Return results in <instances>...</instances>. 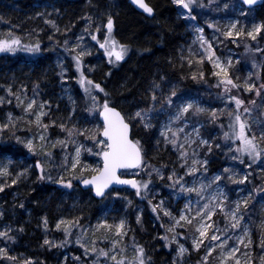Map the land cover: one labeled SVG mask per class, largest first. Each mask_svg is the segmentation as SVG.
Returning <instances> with one entry per match:
<instances>
[{
    "label": "snow or ice",
    "instance_id": "obj_1",
    "mask_svg": "<svg viewBox=\"0 0 264 264\" xmlns=\"http://www.w3.org/2000/svg\"><path fill=\"white\" fill-rule=\"evenodd\" d=\"M173 4L178 5L184 10H187V19L195 20V16L192 15L193 7L197 5V0H172ZM257 0H241L242 4L254 5ZM132 3L138 6L144 13L152 16L154 14V8L146 2V0H132ZM211 3V0H209ZM227 7V5H226ZM38 15H42L39 14ZM246 15V14H245ZM3 18L0 17V20ZM82 19L87 21L84 33L91 37L92 41H95L99 45V49L103 50L104 56L107 57L110 65H117L121 61L125 60L130 48L127 44L121 43L115 38L114 35V18L111 14L107 15L106 23L100 22L95 25L94 31H90L93 27V20L91 16H85ZM45 23L50 24L57 32L60 31L58 26L52 20H46ZM238 21L231 23V25L222 34L226 38H250L251 41H256L258 36L264 38V22L253 24L250 30H245L244 27L237 30ZM209 27H215L214 25H208ZM67 31V30H66ZM198 35L193 43H199L202 51L193 52L189 48V55H198V65H203L205 58L207 62L212 65V75L219 78L216 87H222L221 95H227L229 102H234V109H212L209 110L205 107H201L196 101L191 100L184 102L182 97H177V91L175 86L170 92L165 95L161 88V83L155 79L151 82V86L148 89V101L149 106L147 108L139 109L132 114H122L114 106L115 101L112 99L111 94L105 91V88L100 83L95 82L89 78L86 74L83 66V57L91 55V52L84 48L80 41L83 36L77 37V43L72 48L68 47L69 41H64V48L70 53H74L73 60L75 61V68L78 75V83L84 91L87 102L89 103V112H98L103 118L102 127L97 126L95 132H91L89 129H79L75 126L69 128L66 123L59 125L62 132L66 133V139L57 140L51 145L56 147L59 145L62 150H65L63 158V164L60 166L65 173H71L66 179L61 174L54 180L51 175V169L47 168L45 163H42L40 159L36 160L34 165H30L28 168H24L14 175L10 172L9 165H0V179L11 178V184L0 183V192L4 191L5 187H11L17 185L22 180L29 177L31 168H35L38 171V181L53 182L63 188H73V180L84 186H92L94 188V194L96 197L104 198L106 196V190L110 189L113 184L130 185L136 191L138 197L146 198L150 185H152V177L155 174L156 177L163 180L164 169L167 165H160L156 167L149 165L144 160V148L139 139H134L133 128L137 125L143 127L145 130L153 127L152 118L157 112V105L160 106V110L164 109V106L175 107V114L169 117L168 123L161 126L160 137L164 144L167 146L171 144L172 147L178 152V160L180 161V168L185 169L184 176L177 175V169L174 167L171 173L167 176V180L170 182L168 187L176 189L179 188L180 193H196L198 199L196 200V208L191 207V203L185 204V207L180 210L179 216L173 215V213L164 208V201L160 200L157 204H152L149 200V205L152 206V212L157 214V219L160 220V228L164 229V235H159L157 238L165 242V246H170L172 243L177 245L175 251L176 256L173 257V264H183V258L185 254L189 253V248L185 247L184 243H180V238L185 241L191 239V248L194 251H201L203 248L204 255L197 261V264H212L213 254L216 253V259L218 264H228V261H234V264H241V259L237 257V253L240 252V246L243 245L244 251L241 255L245 259V264H253L254 257L251 253V236L247 224L242 223L245 220V213L249 207V199L252 197V193H249L248 198L237 200L232 202L231 205L226 204L227 197L224 195L223 190L219 187V183L222 182V175H216L209 179L207 183L203 180L196 183L193 181V186H186L185 176H195L198 172L203 175L207 172L208 159H199V149L207 147V153L205 156L212 153L213 146L209 140L204 139L200 134L199 127L193 125L192 132H186V128L189 126L188 121L193 117H198L202 114H206L208 120L211 123L218 124L221 129L225 128L223 123H220V117L227 116L228 124L227 131L223 132L224 141H231L233 143L238 142V146L234 149L228 147V155L232 160H239L241 164L244 163V157L246 156L252 163L260 160L264 157V129L260 131L259 136L252 131V122L249 119L252 113V108L245 105L244 100L237 96L231 95L232 89L239 91L243 87V91L255 92L257 96L264 95V83H261L259 87L252 80L253 73L245 78L243 86L238 84L230 75L229 69L232 67L231 59H227L222 62L219 57L216 56L213 49L212 42L204 36V29L198 27L195 29ZM219 31V29H217ZM102 36L101 40L99 37ZM51 39V37H49ZM215 39V37H214ZM232 43H238L236 39H232ZM22 51L33 56L42 52L41 42L37 40L35 43H23L21 38L17 36L12 28L6 33L0 34V52L16 53ZM245 51H253L255 53L264 54V49L256 47L251 48L250 44H245ZM181 67L187 57L181 54ZM171 62V61H170ZM189 66L193 61L187 59ZM264 68V61L257 64L255 59L252 61V68ZM88 73L94 71V68H88ZM66 69L61 65V78L64 77ZM107 75H110L107 74ZM256 79H260L259 73H256ZM191 78L197 80V73H192ZM204 78V72L201 69L199 71V79ZM161 81L165 80L164 76L160 77ZM39 85H34L33 91L35 93ZM9 96H12L17 101V107H22L26 116H34V120H28L27 123L34 124L38 131L32 138L27 140H21L20 137H16L17 143H21L27 148L28 152L42 157L46 162H50L52 158V152L48 150V138L45 135L47 129L55 124L52 121L51 124H45L43 118L49 116L50 105L47 102H41L37 105L35 98L29 100L26 95L25 89L22 87L20 91L23 96L18 95L12 91L11 86L6 89ZM103 94L101 97L100 94ZM159 93V94H158ZM173 97L177 100L174 101ZM71 100V97H69ZM25 101H28L25 105ZM179 101V102H177ZM5 103V97H0V104ZM7 103H11V100H7ZM75 102L73 101V104ZM255 100L249 101L250 105L255 106ZM49 109V111H45ZM242 109V111H241ZM74 110V109H73ZM190 114V115H189ZM71 119V116L69 117ZM183 124V127L179 126ZM173 125H177L173 127ZM202 126V125H201ZM15 127L14 118L12 113H8V122L0 124V133H3L9 128ZM83 136L84 139L93 142L94 147L98 148V151L93 153L92 148H86L84 144L77 142V138ZM103 139H100V137ZM38 141V142H37ZM160 140L157 141L159 145ZM74 146V154H69L66 149L68 145ZM215 147L219 149L220 144H216ZM82 151H86L89 154L102 157L103 166L92 167L89 164L82 163L81 155ZM251 167V164L248 165ZM137 169L135 176H140V179L122 178L125 173L121 170ZM224 173L229 174L228 180L236 184H244L248 181L251 173L246 174L242 179H234L235 173L232 170L225 168ZM147 176V179L143 178V175ZM260 191V189H257ZM129 204L132 202L129 200ZM19 207L23 208L24 204H20ZM223 213L225 217L224 227L218 226L217 222L213 220V216L217 212ZM163 217L168 219V225L165 226L161 219L160 213ZM0 217H3V212L0 211ZM80 218L76 217L71 220L61 218L55 225L56 230L63 231L66 239L59 243L50 241L45 238L43 246L52 247H64L69 241L67 237L72 235V229L82 227L79 223ZM137 224L141 223V216L136 217ZM42 224L45 232L48 231L47 217L42 219ZM264 227V223L261 225ZM114 229V231H113ZM183 229L184 231H178ZM95 230H103L104 235L98 239L108 241L111 245L110 248H97L95 246L96 241H93V247L88 248L81 243V237L76 240L77 244L85 249V255L88 256L91 253H96V260L99 261L101 257L104 258L106 264H151V258L146 256V252L143 246L136 243L133 237L132 245L135 255L129 259L125 255L127 251V245H122L124 237L132 229L127 224L125 219H121L117 224H109L107 220L98 222ZM231 230V231H230ZM237 230L242 231L243 235L235 236ZM12 228L9 225H5L0 230V242H4V246L0 247V264H37V262L31 257H24L23 254L12 255V249L8 246V241H15V237L11 235ZM19 232H23V228L17 229ZM86 232L87 229H82ZM185 232L188 235H185ZM171 234V238L169 237ZM247 239V243H245ZM207 241V243H206ZM233 241V243H229ZM259 248L264 253V234L260 239ZM118 256L120 257L118 259ZM79 259V258H76ZM260 264H264V255L260 256Z\"/></svg>",
    "mask_w": 264,
    "mask_h": 264
},
{
    "label": "rangeland",
    "instance_id": "obj_2",
    "mask_svg": "<svg viewBox=\"0 0 264 264\" xmlns=\"http://www.w3.org/2000/svg\"><path fill=\"white\" fill-rule=\"evenodd\" d=\"M172 1V0H171ZM173 3V2H172ZM227 5V7H226ZM177 9V16L179 19H181L185 25H186V32L187 34L184 35V41L181 44V49L178 51V57L181 62V54L183 56L187 57V59H191L193 61L192 65L189 66L187 63V59L184 61L186 66H184V74L180 76L178 80H168L165 78L164 81H160L161 83V88L163 89V93L167 95L170 90L175 86V89L177 91V97H182L184 102L194 100L196 101L201 107H205L209 110L212 109H225L227 107V110H232L234 109L235 105L234 102H229L228 96L227 95H221L222 93V87L218 88L216 87L217 81L219 78L215 77L212 75V72L214 71L212 68V65L207 62V59L205 58V62L203 65H198L197 61L199 60L198 55H189V48L193 52L202 51L200 49L199 43H193V41L196 39V36L198 33H196L195 29L198 27H202L204 29V36L206 39H208L210 42H212L213 49L215 50V54L217 57L220 58L222 62L226 61L227 59H231L232 61V67L229 69L230 75L232 78L235 80L236 77H239V80L236 82L243 86L245 78L249 75V73H253L252 80L256 83V86L259 87L261 83H264V68H252V61L255 59L257 64H260L261 61H264V54L261 53H255L253 51L246 52L245 51V44H250L251 48L254 49L258 46L253 45L254 43L257 44V41H251L250 38L247 39H242V38H226L222 33L227 30V28L231 25V23L237 22L235 20V17L239 15L241 12L242 16L237 24V30L239 28L244 27L245 30H250L253 24H258L261 23V21L254 15L252 8H245L242 5H239L237 0H211V3H209V0H197V5L193 7V12L192 15L195 16V20H190L187 19V10L182 9L178 5H175ZM250 9V10H249ZM54 12V5L51 4L49 1L44 0L42 2H37L33 5L32 9L28 11L30 13L27 17V20H31L36 24V26H32V28L35 30V32L39 35L38 38L34 37L33 39H28L23 32V38L21 39L23 43H35L37 40L41 42L42 38L40 34L43 31V28L48 29L47 33V40H49V37H51V42L49 45L43 46V43L41 42V49L42 52L40 54H37L35 56L18 51L16 53H6V52H0V54H8V55H17V54H22L26 58H35L36 56H41L44 55L46 52L54 55L50 56L52 59L51 63L53 64L52 68L54 69L53 71L55 73V78L57 77V86L58 87V92L55 95L57 96L55 99L56 100L53 105L51 106V103L49 101L50 98L47 96L44 97L38 88L36 89L35 93L33 91L34 86L31 84L27 83V81H18L17 77L12 73V72H5V77H0V97H5V103L0 104V110H1V116H0V121L4 123L8 122V113H12V116L14 118L15 122V127L9 128L5 130L3 133H0V146H4L5 143L8 145L10 144L13 148H19V150L24 151L25 154H27L28 157L33 159V162H24L21 160L14 161L10 157H5L1 158L0 160V165H9L10 166V172L13 173V175L16 172L21 171L24 168H28L30 165H34L36 160L40 159L42 163H45L46 167L51 169V175L53 176L54 180L57 179L61 174L65 176L67 179L68 176L71 175V173H65L63 169L60 167L63 164V158L65 155V150H62V148L57 145L56 147H51L53 143H55L57 140H64L66 139V133L62 132L59 125L61 123H66L69 128L75 126L76 128L79 129H89L91 132L96 131L97 126H101L100 122L98 121L97 112H89V103L86 100V103L88 105V108L81 110L85 104L79 102L77 98L74 95V86H78V88L82 91L83 89L78 83V73L75 68V61L73 60V55L74 53L70 54L71 57V63L73 64L74 71L76 75L73 77H68V72L67 69L65 68V63L63 61L62 56H60L59 52L55 55L54 53V43L55 41H52L53 36L55 34L54 28L50 25L45 23L46 20H51L50 16ZM42 14V15H38ZM33 16H32V15ZM246 14V15H245ZM235 15V16H234ZM93 20V27L90 29V31H94L95 25L97 23L101 22L100 16L98 18L96 16L93 17L91 16ZM84 20V26L86 27L87 21ZM214 25L215 27H209L208 25ZM9 28H12L14 33L19 36L18 31L20 30L18 27L13 26L12 24L8 23L7 26L0 28V34L6 33ZM46 29V30H47ZM84 29H79V30H72L70 35L67 38H64L62 41V44L59 45V47L62 49L64 48V41L67 39L69 41L68 47L72 48L73 45L77 43V37L83 36L82 41H80L81 45L89 50L91 52V55H86L84 58L87 60L90 59V61H87L86 64H84V69L87 75H89V78L91 76V73H88V68H94L95 70H98L100 67V64L102 63L101 61V56L103 57V61L105 64H107L109 67H119V65L123 62L121 61L119 64L113 66L108 63V59L106 56L103 54V50L99 49V45L91 40V37L87 34L84 33ZM219 29V31H217ZM27 30L30 33L31 28H27ZM51 32V33H50ZM66 33V32H65ZM115 35V34H114ZM20 37V36H19ZM215 37V39H214ZM45 38V37H43ZM101 40L103 39L102 36L99 37ZM116 38V36H115ZM261 36L257 37L258 41H261ZM117 39V38H116ZM232 39H236L238 43H232ZM264 39V38H262ZM264 42V41H263ZM43 47V48H42ZM50 48V49H49ZM262 48V47H260ZM46 55V54H45ZM127 57V56H126ZM125 57V58H126ZM61 65L66 69L65 75L63 78L59 75L61 72ZM28 66V65H27ZM203 70L204 72V78L199 79V71ZM28 67L26 68L25 71V76L28 79ZM178 71V69H176ZM93 71V72H94ZM30 72V70H29ZM180 72V71H179ZM178 72V74H179ZM192 73H197L198 79L193 80L191 78ZM256 73H259L260 79H256ZM8 86H11L12 91L14 93H17L18 95L23 96V93L20 91V89L23 87L26 91L27 97L30 99L35 98L37 101V105L41 102H47L50 105V112L49 116L43 118V122L45 124H51L52 121H55L57 123L58 127L55 129V135L49 131L50 127L47 129V132L45 135L48 138V145L49 148L48 150L52 152V158L50 162H46L42 157L33 155L28 152L27 148L24 147L23 144L17 143L16 137H20L21 140H27L32 138L38 131H43L38 130L34 124H29L27 123L28 120H34V116H26L23 112L22 107H17V101L15 100L14 97L9 96L6 89ZM233 94L236 92V96L239 97V94H242L243 96L245 95L248 99L244 100L245 105L249 108H252V113L249 119L252 122V131L255 129L261 131L264 129V95L257 96L255 92H246L243 91V87L239 91L236 89H232L231 91ZM159 94V93H158ZM232 95V94H231ZM148 90H146L144 97L148 101ZM53 97V96H52ZM71 97V100L69 99ZM241 99V98H240ZM7 100H11V103H7ZM173 100L176 101L177 98L173 97ZM243 100V99H242ZM255 100V106L250 105L249 101ZM73 101L75 102L73 104ZM28 101H25V105ZM61 102V104H60ZM179 102V101H177ZM149 106V101L144 107H137L130 111V113L127 114H132L135 111L143 108H147ZM69 107V117L71 116V119L69 117H65L64 113H67ZM74 109V110H73ZM45 111H49V109H45ZM129 111V110H128ZM242 111V109H241ZM84 112V115L81 116L80 113ZM175 114V107H168L167 105L164 106V109L161 111L160 106L157 105V112L153 115L152 118V124L153 127L150 129H147V131L151 132L154 131V128L156 129V136H157V141L160 140L159 145L157 148L161 150L165 154V158L170 159V163L166 164L167 167L163 171L164 179L161 181L158 177L153 174L152 177V185H150V190L146 198H141L136 195L135 189H132V195L130 196L127 192L129 190L123 189L122 192L119 194L115 192L116 189H111L110 193L106 196V198L103 201L104 208L101 211H98L95 213L93 216H83L79 215L77 210H73V206L75 205V201H72L65 207V209H62L61 211H58L59 213L56 215L57 217L54 219V222L52 224L51 229H48L47 232H45L43 224H42V219L40 221V227H38L39 232V240L40 244H43V241L45 238L49 239L50 241H54L56 243H59L61 241H64L66 239L63 231L61 230H56L55 225L56 223L61 219L65 218L68 220H71L73 218L79 217L80 218V225L82 227L79 228H74L72 229V235L67 237V240L69 241L68 243L65 244L61 261L60 264H106L105 260L103 257L100 258L99 261L96 260V253H91L88 256H86L85 249L80 246V244L76 243V240L78 237H81V243L84 244L86 247L91 248L93 247V241H96L95 246L99 248H104L108 249L111 247L110 243L105 240L98 239L99 237H102L105 233L103 230H95L96 225L98 222L102 220H107L109 224H117L121 219H125L127 221V224L130 226L132 229L127 233V235L124 237L122 241V245H127V251L125 255L129 259H131L135 253L133 251V248L131 247L132 241H133V234H134V228H135V223L130 221V216L129 213V203L128 201L132 200V197L135 198H140L142 199L146 204L149 205L148 201L151 200L152 204H157L160 200H163L164 203V208L170 210L173 215L179 216L180 210L185 207V204L191 203V207L196 208V200L198 199L196 193H180L179 188L173 189L168 187V184L170 183L167 180V176L171 173L172 169L175 167L177 169V175L179 176H184L185 169L180 168V161L178 160V152L172 147L171 144H168L167 146L164 144L162 138L160 137V130L161 126L168 123L169 117ZM73 115V116H72ZM96 115V117H95ZM190 115V114H189ZM60 116V120L57 118ZM65 117V119H63ZM56 118V119H55ZM63 119V122H62ZM228 118L227 116H222L220 117V123H223L225 125L224 129H221L218 124L211 123L206 114H202L198 117H193L191 120L188 121V127L186 128V132H192V126L195 125L199 127L200 129V134L201 136L209 140L210 143H212L213 146V151L212 153L208 154L205 156V153H207V147L199 149V159H208V165L210 161L213 159V153L217 149L215 147L216 144H220L221 148H224V153H228V147L225 145L227 144L231 148L237 147L235 144L231 141H224L223 139V132L227 131V124H228ZM55 125V124H54ZM202 125V126H201ZM177 125H173V127H176ZM179 126L183 127V124H180ZM136 130L141 131L145 130L143 127H140L139 125L134 127ZM6 132V134H5ZM257 132V133H258ZM100 139H102L100 137ZM38 142V141H37ZM77 142L80 144H84L86 148H92L93 153L98 151V148L94 147L93 142L90 140H85L83 136H80L77 138ZM217 149V150H219ZM66 151L69 154H74V146L69 144ZM167 160V159H166ZM81 161L82 163H86L91 165L92 167H101V161H100V156H96L93 154H89L86 151H82L81 155ZM228 164L223 168H229L232 170V173H235L234 179L238 180L237 177L243 178L247 173L244 171L245 167L242 166L240 167L239 164L236 162V160L230 159L228 156ZM208 165H207V172L203 173L201 175L200 172H198L195 176H185V183L186 186H193V181L195 180L197 184H199L200 181H204L207 183L209 179L216 175H222V182L219 183V187L223 190L224 195L227 197V201L225 202L226 204V210L227 206L231 205L232 202L237 201V200H242L246 197V187H241L240 191H238L237 188H234L235 183H232L230 180H228V175L227 173H224L223 170L219 172H214V173H209L208 172ZM259 166L262 168V171L264 172V157H262L261 163ZM139 170L137 169H129L123 171L125 173V176L140 179V176H135V173H137ZM32 168L30 169L29 172V177L27 179L22 180L20 183L17 185H13L15 188H22L23 184L27 183V180L31 179L32 175ZM143 175V174H142ZM144 179H147L146 175H143ZM160 182V183H159ZM0 183H9L11 184V178H3L0 179ZM75 184L77 185L78 182L73 180V188L70 189V192H73L75 190ZM262 191V190H261ZM260 191V192H261ZM14 197H16L18 194L15 193L13 194ZM65 199L67 197L68 199V192H66ZM256 198L255 200L250 201V205H252L251 210H262L264 208V197L261 199ZM66 201V200H65ZM258 204L257 208L254 207L253 205ZM151 210L152 206L149 205ZM121 207V209L119 208ZM134 209V208H132ZM139 210V209H137ZM1 211V209H0ZM246 214V213H245ZM138 215V213H137ZM137 215L134 216V220L136 221ZM161 219L163 220L165 226L168 225V219L163 217L162 212L160 213ZM214 217H216L214 219ZM213 220L217 222L218 226L223 228L225 224V217L223 213H220L219 211L215 216H213ZM158 225L157 229H159L158 232L155 231L153 239H158L157 237L159 235H164V229L160 228V220H158ZM221 224H220V223ZM251 222V225H250ZM242 223L247 224L249 228V232L252 231V228L257 227L258 220L254 216H246L245 215V220L242 221ZM5 224L0 225V230L4 228ZM141 228V227H140ZM82 229H87L86 232L82 231ZM139 229V228H138ZM53 231L55 233H53ZM114 231V229H113ZM178 231H184L183 229H178ZM231 231V230H230ZM185 235H188L187 232H185ZM243 235L242 231L237 230L235 233V236H241ZM169 237L171 238V234H169ZM160 240V239H159ZM162 241V240H160ZM11 241H8L7 244L8 246L12 249L11 254L12 255H20L23 254L24 257H31L34 260L36 259L35 257L31 256L30 254L26 253L23 250H20V252H16L11 246L16 245L20 246L21 244H15V242L9 243ZM164 246L165 242L162 241ZM180 243H184L185 247L189 248V253L185 254L183 258V264H197V261L200 260V258L204 255V250L203 248L201 251L197 252L192 250L191 248V239H188L185 241L183 238H180ZM247 242V239H245V243ZM207 243V241H206ZM229 243H233V241H229ZM260 244V243H259ZM259 244L257 245V248H259ZM39 246L36 247V250L40 251L43 249L49 250L50 248L48 246ZM143 246L142 244H139ZM4 246V242H0V247ZM144 247V246H143ZM177 245L175 243H172L170 246H165V252L168 254L167 255V264H173V257L176 256V249ZM243 245L240 246V252H238L236 255L241 259V264H245V259L241 255L246 249H243ZM14 250V251H13ZM254 259L253 261L256 262V264H260V256L264 255V253L260 252L258 258L257 254H255L252 250L250 253ZM217 254H213L212 259V264H218V260L216 259ZM165 257V256H164ZM79 258V259H76ZM120 257L118 256V259ZM108 264H111V262H108ZM228 264H234V261H228Z\"/></svg>",
    "mask_w": 264,
    "mask_h": 264
},
{
    "label": "trees",
    "instance_id": "obj_3",
    "mask_svg": "<svg viewBox=\"0 0 264 264\" xmlns=\"http://www.w3.org/2000/svg\"><path fill=\"white\" fill-rule=\"evenodd\" d=\"M42 1L44 0H0V17L3 18L0 20V28L10 23L20 29L18 33L21 39L23 38V32L27 34L26 37L28 39L38 38L39 35L32 28L36 24L31 20H27V17L30 14L28 11L32 9L33 5ZM47 1L54 5V12L50 18L60 29L59 32L55 31V34L52 35V41H55L54 53L56 55L59 52L60 56H62L68 77H73L76 73L71 63V53L59 47L64 38H67L73 29L77 31L85 28L83 27L84 20L82 19L85 16L93 15V17L96 16L97 18L100 16L101 22L105 23L108 14L113 16L115 22L114 34L117 40L129 46L130 51L125 60L116 68L105 64L101 56L102 63L98 70L91 73L90 79L100 83L105 88V91L111 94L112 99L115 101L114 106L122 114L130 113V111L137 107L146 106L148 101L144 97V94L154 79L160 82V77L164 76L168 80H178L184 74L182 73L185 69L184 66H187L183 62V67H181L178 51L181 49L184 35L187 34L186 25L178 18L177 9L171 0H146L154 8V14L149 17L134 10L127 0ZM252 11L261 22H264V3L252 8ZM27 28H31L30 33ZM46 29L43 28L40 34L43 46L44 44L49 45L52 43L51 39L47 40L46 38L49 32ZM260 39L261 41L256 40L257 44L253 41V45L264 49V39ZM50 53L48 51V53H45L46 55L36 56L35 58H26L21 53L13 56L0 54V77H5V72L8 71L12 72L18 81H27L32 86L38 84V89L43 92L44 97L50 98L49 101L52 106L56 101L53 99L57 97L55 93L57 94L58 92V87H56L58 80L57 77L55 78L56 72L53 71L52 59L50 58V56L54 55ZM87 61H90V59H83V66ZM27 67L30 70V72L28 70L29 80L25 76ZM109 73L110 75H107ZM73 90L77 100L85 104L78 111L88 108L84 92L76 85ZM231 94L237 95L236 92L234 94L231 92ZM100 96L102 97L103 94L101 93ZM239 97L243 100L248 99L242 94H239ZM1 114L0 110V116ZM64 115L65 117H69V107L67 113L65 112ZM80 115L83 116L84 112H81ZM57 119L60 120V116ZM0 124H3V122L0 121ZM57 125L55 123L49 129L54 135L56 133L55 129L58 127ZM253 132L257 136L260 134V131L258 132L257 129ZM132 138L141 141L144 148V160L147 164L160 167L162 164L166 165L170 163V159L165 158V154L157 148L155 128L151 132L147 130L138 131L133 128ZM235 145L238 146V142ZM5 157H10L14 161L33 162V159L28 157L24 151L19 150V148H13L7 143L4 146H0V160ZM243 159V164L239 160H236V162L240 167L244 166V171L247 174L251 173V175L244 184L235 183L234 188L240 191L241 187H246L245 198H248L249 193H252L245 215H252L258 220L257 227L252 228L250 232L252 240L250 248L257 254L258 258L261 250L257 248V245L260 243L262 234H264V227L261 226L264 223V208L252 211L250 201L264 197V173L258 170L262 157L255 163H252L246 156ZM228 162V155H226V152L224 153V148L216 149L213 153V159L208 165V172H219L223 170ZM249 164H251V167H248ZM32 172L31 179L27 180V183L23 184L22 188H15L12 185L11 187H5L4 191L0 192V209L3 212V217H0V225L5 224L12 228L11 235L15 237V244H21L20 246H11L16 252H20V250L25 251L36 258L37 264H60L64 247L36 250V247L41 245L39 240L40 230H38L41 218L47 217L48 229H51L54 219L59 213L58 211L65 209L71 200L76 202L73 210H77L79 215L85 217L93 216L98 211L103 210L104 205L102 203L110 193V190L107 191L104 198L95 199L92 197L90 190L81 189L78 184H75V190L70 192V189L63 188L53 182L38 181V171L32 168ZM237 178L238 180L242 179L240 177ZM257 189L262 191H257ZM122 190L116 189L115 192L120 194ZM66 192H68V199L67 197L65 199L64 196ZM15 193L18 194L16 197L13 195ZM127 193L131 196L132 190ZM131 202L129 205V211L131 212L129 213V218L131 222L135 223L133 237L136 243L144 246L146 256L151 258V264H167L168 254L165 252L163 242L159 239H153L155 231H159L157 229V214L153 213L150 206L140 198L134 199L132 197ZM21 203L24 204L23 208L19 207ZM253 206L257 208L258 204ZM119 208L121 209V207ZM137 213L141 216L140 224H137L134 220V216ZM19 228H23V232L17 231ZM53 233L55 232L53 231ZM9 243H12V241ZM253 264H256V262L253 261Z\"/></svg>",
    "mask_w": 264,
    "mask_h": 264
},
{
    "label": "water",
    "instance_id": "obj_4",
    "mask_svg": "<svg viewBox=\"0 0 264 264\" xmlns=\"http://www.w3.org/2000/svg\"><path fill=\"white\" fill-rule=\"evenodd\" d=\"M127 1H128V3L134 8V10H136L137 12H139V13H141V14L147 16V17H149L148 14L144 13L141 9L138 8V6H136L135 4H133V3H132V0H127ZM239 1L241 2V0H239ZM263 3H264V0H257V2H256L254 5H251V6H249V5H245V4H243V5H244L245 7H257V6L262 5ZM117 110H119V109L117 108ZM119 111H120V110H119ZM97 118H98V121L100 122L101 127H102V120H103V118L99 115V113H97ZM101 138L103 139L102 136H101ZM100 161H101V167H102V166H103L102 157H100ZM130 170H131V169H130ZM123 171H125V170H121V172H123ZM122 178H124V179H131V177L124 176V175L122 176ZM78 186H79L81 189H84V190L88 189V190H90L91 195H92L93 198H95V199H101L100 197H96V196H95V194H94V188H93L92 186H84V185H82V184H80V183H78ZM122 188L132 189V187H131L130 185L113 184V185L110 186V189H109V190H111V189H122ZM107 191H108V190H106V192H107Z\"/></svg>",
    "mask_w": 264,
    "mask_h": 264
}]
</instances>
